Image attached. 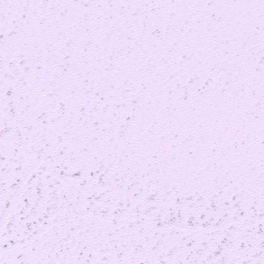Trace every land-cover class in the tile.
Listing matches in <instances>:
<instances>
[{
  "label": "snow or ice",
  "instance_id": "obj_1",
  "mask_svg": "<svg viewBox=\"0 0 264 264\" xmlns=\"http://www.w3.org/2000/svg\"><path fill=\"white\" fill-rule=\"evenodd\" d=\"M0 264H264V0H0Z\"/></svg>",
  "mask_w": 264,
  "mask_h": 264
}]
</instances>
